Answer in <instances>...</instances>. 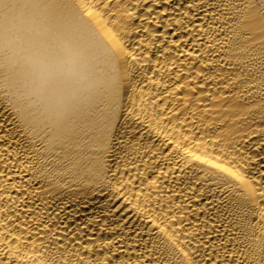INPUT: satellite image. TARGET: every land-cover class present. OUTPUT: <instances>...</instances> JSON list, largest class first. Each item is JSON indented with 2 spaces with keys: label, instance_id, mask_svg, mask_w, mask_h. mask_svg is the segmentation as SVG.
Listing matches in <instances>:
<instances>
[{
  "label": "bare ground",
  "instance_id": "bare-ground-1",
  "mask_svg": "<svg viewBox=\"0 0 264 264\" xmlns=\"http://www.w3.org/2000/svg\"><path fill=\"white\" fill-rule=\"evenodd\" d=\"M0 264H264V0H0Z\"/></svg>",
  "mask_w": 264,
  "mask_h": 264
}]
</instances>
